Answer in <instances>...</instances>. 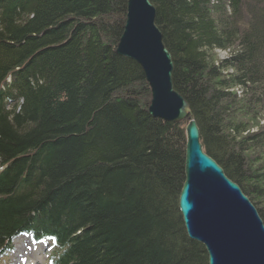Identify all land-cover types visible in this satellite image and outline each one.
<instances>
[{
  "label": "trees",
  "instance_id": "16d2710c",
  "mask_svg": "<svg viewBox=\"0 0 264 264\" xmlns=\"http://www.w3.org/2000/svg\"><path fill=\"white\" fill-rule=\"evenodd\" d=\"M127 1L0 0V264L22 234L45 264H208L179 210L186 122L149 114L116 51ZM151 2L203 149L257 205L264 125L232 111H264V0Z\"/></svg>",
  "mask_w": 264,
  "mask_h": 264
},
{
  "label": "water",
  "instance_id": "95a60500",
  "mask_svg": "<svg viewBox=\"0 0 264 264\" xmlns=\"http://www.w3.org/2000/svg\"><path fill=\"white\" fill-rule=\"evenodd\" d=\"M116 51L142 67L152 94L149 114L186 122L179 210L189 237L204 245L208 264H264V222L239 184L204 151L190 104L174 87L172 55L156 24L151 0L127 1Z\"/></svg>",
  "mask_w": 264,
  "mask_h": 264
},
{
  "label": "rangeland",
  "instance_id": "374dc122",
  "mask_svg": "<svg viewBox=\"0 0 264 264\" xmlns=\"http://www.w3.org/2000/svg\"><path fill=\"white\" fill-rule=\"evenodd\" d=\"M229 55V50H215L212 52L213 59L215 61H220ZM237 93H241L240 90ZM240 94H238L239 96ZM240 99V98H239ZM243 103L238 102L237 107L232 111V114L238 118V120H243V124L246 127H250L251 131H255L264 125V111L259 112L251 111L249 109H243ZM236 112V114H234ZM247 152L251 153L253 150L250 148ZM257 155H254V159H260L264 161V154L261 151H257ZM240 186V185H239ZM241 187V186H240ZM242 189V188H241ZM244 192V191H243ZM246 195V194H245ZM247 196V195H246ZM250 199V198H249ZM251 200V199H250ZM257 201V205L251 200V202L256 206L259 214V209L264 208V199ZM261 216V215H260ZM262 218V217H261ZM264 222V221H263ZM14 249L9 253L3 264H45V256L48 252V248L45 243L42 245H33L30 239L26 236L18 237L13 243ZM208 256V255H207Z\"/></svg>",
  "mask_w": 264,
  "mask_h": 264
},
{
  "label": "bare ground",
  "instance_id": "6f19581e",
  "mask_svg": "<svg viewBox=\"0 0 264 264\" xmlns=\"http://www.w3.org/2000/svg\"><path fill=\"white\" fill-rule=\"evenodd\" d=\"M170 52V51H169ZM172 55V54H171ZM173 59V57H172ZM215 160V159H214ZM216 161V160H215ZM217 162V161H216ZM224 170V169H223ZM225 172V171H224ZM226 174V173H225ZM243 191V190H242ZM263 220V219H262ZM49 239H46V246L48 249H50V242L48 241Z\"/></svg>",
  "mask_w": 264,
  "mask_h": 264
}]
</instances>
